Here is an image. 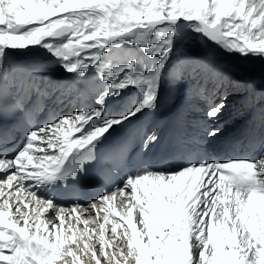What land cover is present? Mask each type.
I'll return each instance as SVG.
<instances>
[{
    "label": "snow or ice",
    "instance_id": "obj_1",
    "mask_svg": "<svg viewBox=\"0 0 264 264\" xmlns=\"http://www.w3.org/2000/svg\"><path fill=\"white\" fill-rule=\"evenodd\" d=\"M212 46L264 61V0H0V264H264V107L256 158L215 155L229 95L264 89ZM180 86L197 133L137 139Z\"/></svg>",
    "mask_w": 264,
    "mask_h": 264
},
{
    "label": "bare ground",
    "instance_id": "obj_2",
    "mask_svg": "<svg viewBox=\"0 0 264 264\" xmlns=\"http://www.w3.org/2000/svg\"><path fill=\"white\" fill-rule=\"evenodd\" d=\"M210 51L215 53L226 70L239 66L244 77L256 83L258 90L256 99L259 100V91L264 89V61L242 62L239 57H229L215 46H212ZM53 74L57 77L64 75L59 68H54ZM225 88L230 93L233 91L228 88L227 84ZM57 95L59 94L57 93ZM175 95L177 97L175 105H165L160 111L148 113L141 118V121L147 126V131H155L162 144L165 140L173 142L178 135L190 136L196 134L199 122L203 119L202 102L196 98L193 87L187 89V95L191 98L190 104L185 100L183 86L176 90ZM253 105L254 102L251 99L246 101L243 94L229 95V106L226 117L222 121L226 132L217 145L215 153L218 159L227 160L219 154L227 151L231 145H238L239 149L230 158H256L258 156L252 154L258 149L261 150L258 130L261 124L260 108L264 107V104L257 103L255 106ZM48 108L52 109V105L48 104ZM166 109L171 111L169 116L164 112ZM253 127L257 130L256 134L250 135ZM67 205L65 202V206Z\"/></svg>",
    "mask_w": 264,
    "mask_h": 264
}]
</instances>
